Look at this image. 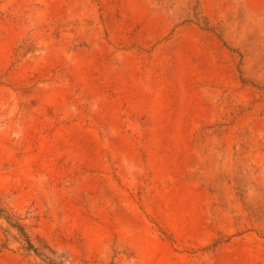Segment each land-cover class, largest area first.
Instances as JSON below:
<instances>
[{"label": "rangeland", "instance_id": "obj_1", "mask_svg": "<svg viewBox=\"0 0 264 264\" xmlns=\"http://www.w3.org/2000/svg\"><path fill=\"white\" fill-rule=\"evenodd\" d=\"M0 264H264V0H0Z\"/></svg>", "mask_w": 264, "mask_h": 264}, {"label": "trees", "instance_id": "obj_2", "mask_svg": "<svg viewBox=\"0 0 264 264\" xmlns=\"http://www.w3.org/2000/svg\"><path fill=\"white\" fill-rule=\"evenodd\" d=\"M17 226H18L19 230L25 235L23 227L21 225H17ZM29 246H30V248H33L36 250V248L30 242H29Z\"/></svg>", "mask_w": 264, "mask_h": 264}]
</instances>
